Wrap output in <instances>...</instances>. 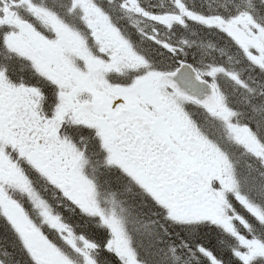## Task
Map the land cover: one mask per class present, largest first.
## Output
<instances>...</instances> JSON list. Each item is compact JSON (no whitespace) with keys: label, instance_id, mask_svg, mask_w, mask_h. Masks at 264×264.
<instances>
[{"label":"snow or ice","instance_id":"6c2138e0","mask_svg":"<svg viewBox=\"0 0 264 264\" xmlns=\"http://www.w3.org/2000/svg\"><path fill=\"white\" fill-rule=\"evenodd\" d=\"M0 264H264V0H0Z\"/></svg>","mask_w":264,"mask_h":264}]
</instances>
